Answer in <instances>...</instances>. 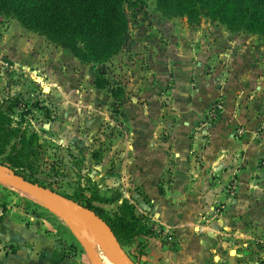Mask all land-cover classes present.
Returning <instances> with one entry per match:
<instances>
[{
	"label": "rangeland",
	"instance_id": "rangeland-1",
	"mask_svg": "<svg viewBox=\"0 0 264 264\" xmlns=\"http://www.w3.org/2000/svg\"><path fill=\"white\" fill-rule=\"evenodd\" d=\"M135 9L136 14L135 10L127 11L129 29L124 44L105 62L111 86L122 89L117 106L110 105L114 98L108 89L94 86L96 64L82 63L68 49L24 28L10 12H0V110L10 114L12 127L24 135L33 170L25 168L23 174L72 201L85 206L91 203L105 221L119 212L123 200L136 205L137 201L131 202L132 196L124 194L126 190L120 189V184L111 178L114 154L110 153L114 148L125 146V133L129 129L127 118L121 113L124 106L122 98L130 97L124 89L125 75L135 77L137 72L143 71L144 83L151 81V84L157 76L164 78L157 88L159 99L156 102L140 97V100H125L127 105L147 111L169 106L170 112L176 111V78L172 68H176V56L185 57V50L189 49L188 60L197 76L193 80L197 84L194 95L208 97L205 90L199 93L198 76L210 74L208 81L200 85L210 91L223 89L224 94L214 97L234 99L225 103L222 98H217L208 101L206 106L201 101V107L198 102L199 117L192 122L191 131L216 125L221 112L229 111L234 118L229 134L233 132L238 140L244 139L246 147L243 156L237 152V161L230 165L233 173L224 187L229 194L227 202L230 206L240 200L239 215L243 223V229L236 232V236L231 234L235 242L227 248L246 256L248 261L241 264H264L262 36L242 28H229L223 22L204 15L189 18L174 6L162 5L157 0H139ZM151 113L160 117L158 112ZM190 138V144L197 142L193 133ZM227 138L231 139L229 135ZM28 139L31 143H27ZM17 141L13 137L6 145L0 156L1 163L6 161L4 159L9 153H13V147L19 146ZM200 146L198 144L192 153L198 163L202 161L203 172L207 175L211 167L205 165V151ZM196 168L200 171V167ZM223 168L214 167L217 172L213 170L212 175L221 173ZM135 190L138 192V187ZM253 192L258 193L255 195L257 198L250 194ZM0 201L23 210L26 217H32V222L44 225L45 233L58 237L64 244L63 253L71 258L73 264H91L88 245L95 236L79 217L61 215L47 202L1 180ZM223 205L218 202L216 209L223 210ZM135 211L146 228L132 239H123V245L120 244L132 263L144 264L142 255L154 247L161 253L160 259L168 258L176 264L174 232L169 229L166 233L163 228L152 225L154 233H147L146 229L153 223L152 218L144 219L138 207ZM96 250L99 259V250ZM116 259L120 264L117 256ZM155 259L152 257L150 261ZM224 264L232 263L226 260Z\"/></svg>",
	"mask_w": 264,
	"mask_h": 264
},
{
	"label": "crops",
	"instance_id": "crops-1",
	"mask_svg": "<svg viewBox=\"0 0 264 264\" xmlns=\"http://www.w3.org/2000/svg\"><path fill=\"white\" fill-rule=\"evenodd\" d=\"M185 52V57L176 56V68H172L176 78V111L170 112L169 106L147 111L134 108L132 102V106L127 105L125 100L135 101L140 97L156 102L159 99L157 88L164 78L157 76L151 84V81L144 83L143 71L137 72L135 77L125 75L124 89L130 97H124L120 102L124 105L121 113L127 118L129 129L125 133V146L114 148L110 153L114 154L111 178L120 184V189L126 190L124 194L132 196L131 202L137 201L136 205L133 204L144 214V219L152 218L150 226L174 232L176 264H224L226 260L232 264L245 263L248 259L242 252L227 248L235 242L232 237L243 229V223L239 215L240 200L230 206L227 202L229 194L224 188L233 173L230 165L237 161V152L243 156L246 148L244 139L238 140L233 132L229 134L233 128L231 121H234L229 111L221 112L216 125L191 131L192 122L199 117L198 102L201 107V101L206 106L208 101L217 98H222L225 103L234 99L214 97L224 94L223 89L210 91L200 85L208 81L210 74L198 76L199 93L205 90L208 97H196L193 91L196 90L194 81L197 76L188 60L190 50ZM152 111L158 112L160 117ZM192 133L197 141L193 145L190 144ZM198 144L205 151V165L211 167L207 175L203 172L202 161L199 164L192 153ZM219 166H224L222 172L213 176V170L217 172L214 167ZM250 194L257 198L255 195L258 193ZM237 197L240 196L237 194ZM218 202L224 204L223 210L216 209ZM24 215L26 217L23 210L0 201V264L74 263L63 253L64 244L58 237L45 233L44 225H38L32 222L31 216L25 218ZM227 229L235 232L229 233ZM160 256L156 248L150 247L142 255V261L144 264H175L168 258L160 259ZM152 257L156 258L153 262L150 261Z\"/></svg>",
	"mask_w": 264,
	"mask_h": 264
},
{
	"label": "trees",
	"instance_id": "trees-1",
	"mask_svg": "<svg viewBox=\"0 0 264 264\" xmlns=\"http://www.w3.org/2000/svg\"><path fill=\"white\" fill-rule=\"evenodd\" d=\"M138 1L0 0V12H10L24 28L38 32L55 45L68 49L82 63L96 64L93 84L98 89H108L114 98L110 105L117 106L122 89L111 86L105 62L117 54L124 44L129 29L127 11L135 10L136 14ZM157 1L162 5L174 6L179 13L189 18L204 15L223 22L229 28L257 32L264 40V0ZM11 122L10 114L0 110V156L13 137L19 140V146L13 147V153H9L2 163L9 165L26 180L34 182L23 174L25 168L33 170L24 135L18 133V128L14 129ZM27 143H31V140L28 139ZM86 206L99 215L91 203ZM106 223L121 245L123 239H132L146 228L135 213V206L128 200L122 201L119 212L108 217ZM148 227L147 233L153 232V227Z\"/></svg>",
	"mask_w": 264,
	"mask_h": 264
},
{
	"label": "water",
	"instance_id": "water-1",
	"mask_svg": "<svg viewBox=\"0 0 264 264\" xmlns=\"http://www.w3.org/2000/svg\"><path fill=\"white\" fill-rule=\"evenodd\" d=\"M0 180L20 191L47 202L61 215L79 217L84 225L92 230L95 236L94 240L88 245V257L91 264H99L96 249L102 243L110 246L112 262L114 264H118L115 261L116 256L119 258L120 264H133L129 256L122 249L110 226L94 210L72 201L43 185L26 180L23 176L16 174L9 166L1 162Z\"/></svg>",
	"mask_w": 264,
	"mask_h": 264
},
{
	"label": "bare ground",
	"instance_id": "bare-ground-1",
	"mask_svg": "<svg viewBox=\"0 0 264 264\" xmlns=\"http://www.w3.org/2000/svg\"><path fill=\"white\" fill-rule=\"evenodd\" d=\"M74 225V224H73ZM76 225V224H75ZM78 225V224H77ZM81 228L80 225L77 226ZM74 229V228H73ZM86 232V231H85ZM90 235V234H89ZM107 246L105 243H102L99 247V264H114L112 262L111 251L109 252L110 247ZM116 263H118L117 259L115 258ZM119 264V263H118Z\"/></svg>",
	"mask_w": 264,
	"mask_h": 264
},
{
	"label": "built area",
	"instance_id": "built-area-1",
	"mask_svg": "<svg viewBox=\"0 0 264 264\" xmlns=\"http://www.w3.org/2000/svg\"><path fill=\"white\" fill-rule=\"evenodd\" d=\"M163 232H166V233H168L169 231H168V230H163Z\"/></svg>",
	"mask_w": 264,
	"mask_h": 264
}]
</instances>
